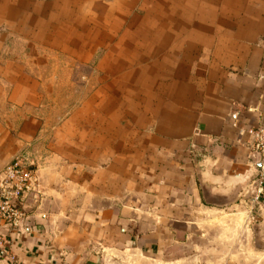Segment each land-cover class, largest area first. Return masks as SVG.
Masks as SVG:
<instances>
[{"label":"crops","instance_id":"obj_1","mask_svg":"<svg viewBox=\"0 0 264 264\" xmlns=\"http://www.w3.org/2000/svg\"><path fill=\"white\" fill-rule=\"evenodd\" d=\"M257 128L264 0H0V264H264Z\"/></svg>","mask_w":264,"mask_h":264},{"label":"built area","instance_id":"obj_2","mask_svg":"<svg viewBox=\"0 0 264 264\" xmlns=\"http://www.w3.org/2000/svg\"><path fill=\"white\" fill-rule=\"evenodd\" d=\"M248 133L254 140L252 158L256 162L257 171L249 184L251 196L246 205L257 218L264 211V128ZM30 167L27 160L18 158L0 172V221L17 231L25 230L27 214L23 204L37 189L36 172ZM6 244V239L0 234L1 258L9 257Z\"/></svg>","mask_w":264,"mask_h":264},{"label":"rangeland","instance_id":"obj_3","mask_svg":"<svg viewBox=\"0 0 264 264\" xmlns=\"http://www.w3.org/2000/svg\"><path fill=\"white\" fill-rule=\"evenodd\" d=\"M52 61V60H51ZM58 62V61H57Z\"/></svg>","mask_w":264,"mask_h":264}]
</instances>
